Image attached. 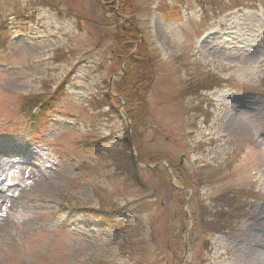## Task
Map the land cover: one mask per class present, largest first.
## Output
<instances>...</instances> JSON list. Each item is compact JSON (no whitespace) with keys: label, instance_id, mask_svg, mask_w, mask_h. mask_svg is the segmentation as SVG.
<instances>
[{"label":"rangeland","instance_id":"374dc122","mask_svg":"<svg viewBox=\"0 0 264 264\" xmlns=\"http://www.w3.org/2000/svg\"><path fill=\"white\" fill-rule=\"evenodd\" d=\"M108 3L0 0V264H264V0ZM138 50L134 125L116 85ZM201 168L216 180L183 186ZM255 190L211 231L223 196Z\"/></svg>","mask_w":264,"mask_h":264},{"label":"trees","instance_id":"16d2710c","mask_svg":"<svg viewBox=\"0 0 264 264\" xmlns=\"http://www.w3.org/2000/svg\"><path fill=\"white\" fill-rule=\"evenodd\" d=\"M119 0H109V3L107 4L106 8L113 9L115 8L116 5L115 2ZM121 6V5H120ZM139 40V34L135 30V28L132 26V24H129L126 28L120 29L118 33L116 34V41L118 42V47L121 49V55H124L125 53H130L134 51V46L137 44ZM119 58V57H118ZM143 58V59H140ZM136 63L133 62V67L135 69L133 72V76H129V73H126V77L123 78L122 84L121 85H116V90L124 95L125 100L127 101V104H129V108L127 111V116L128 118L132 121V123L135 125L137 124L138 120L142 121L143 115L146 114V106H143L141 108V105L143 102H145L147 91H149L151 84H152V79L149 80V85L147 82L141 81L142 79L146 80V76L142 73V70L150 68L152 64L150 63L148 67H144L143 65L144 62H147V58H144L143 52L139 50L136 53L135 57L133 60H136ZM139 62V63H138ZM141 62V63H140ZM138 71V72H137ZM140 75V76H137ZM125 80V81H124ZM220 85V84H219ZM144 86H146V89L144 90ZM211 89L210 85H208L204 90L208 91ZM117 100L115 98H111L109 95H103L102 100L100 102V107L101 108H107L109 112L114 111V106ZM41 100L39 101V98H32L27 102L28 104H38L40 103ZM33 120V119H32ZM124 145L126 148V151L129 153L130 157V163H133V166L136 167L137 164L135 163L133 156L131 155V145H130V139L125 138L124 139ZM159 161L157 160L156 163L159 164ZM128 164V166H129ZM196 174H198V177L196 178V182L194 183L193 180L187 179V177H184L183 180H180L183 183V186H190L191 188L197 186L200 188L201 185L204 184V179L208 178V181H214L216 180L213 175H212V169L208 168L207 171L205 169H199L198 171L196 170ZM204 178V179H203ZM225 200L224 205H223V220L224 224L220 225L219 227H212L211 231L214 230L215 234H219L224 232L226 229H228L231 225V223L235 220L236 217H234L233 212L235 213L238 211V207L240 206V201L242 199H247L248 197V191H237L236 193H229L227 195V198L223 196ZM225 210V211H224ZM233 214V215H232ZM238 218V217H237ZM236 218V220H237ZM228 222V224H226ZM208 230L209 227H207Z\"/></svg>","mask_w":264,"mask_h":264}]
</instances>
